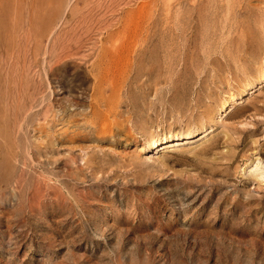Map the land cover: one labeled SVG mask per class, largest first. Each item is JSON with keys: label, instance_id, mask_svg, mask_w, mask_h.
Instances as JSON below:
<instances>
[{"label": "rangeland", "instance_id": "374dc122", "mask_svg": "<svg viewBox=\"0 0 264 264\" xmlns=\"http://www.w3.org/2000/svg\"><path fill=\"white\" fill-rule=\"evenodd\" d=\"M0 264H264V0H0Z\"/></svg>", "mask_w": 264, "mask_h": 264}, {"label": "bare ground", "instance_id": "6f19581e", "mask_svg": "<svg viewBox=\"0 0 264 264\" xmlns=\"http://www.w3.org/2000/svg\"><path fill=\"white\" fill-rule=\"evenodd\" d=\"M258 85V84H257ZM252 86H254L253 84H249L248 86H247V91L250 89V88H252ZM244 95V94H243ZM235 100L234 99H231V100H229L228 102H226L225 104H224V106L222 107V109H221V112L219 113V117L220 118H222V117H224V116H227L231 111H232V108H233V106L235 105ZM172 138H170V137H166V138H164L163 139V141H164V143L163 144H167V143H169L170 142V140H171ZM160 145V144H159ZM149 146L150 147H154V146H156V143H150L149 144ZM155 148V147H154Z\"/></svg>", "mask_w": 264, "mask_h": 264}]
</instances>
